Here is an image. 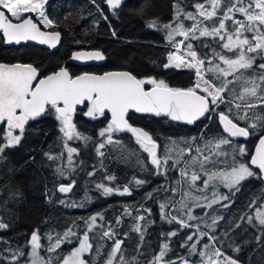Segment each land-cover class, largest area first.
Returning <instances> with one entry per match:
<instances>
[{"label":"trees","instance_id":"1","mask_svg":"<svg viewBox=\"0 0 264 264\" xmlns=\"http://www.w3.org/2000/svg\"><path fill=\"white\" fill-rule=\"evenodd\" d=\"M185 1L191 4L207 0H123L121 7L115 10L109 7L106 0H50L46 14L55 22V26L62 34L60 49L53 52L30 44L7 47L0 33V62L31 64L37 68L40 77L50 75L60 68L67 69L73 77L84 73L128 71L139 79L164 80L170 87L186 89L194 86L195 73L189 70L165 68L164 65L168 62L167 56L172 52L173 45L166 40L161 31L148 27L150 20H156L158 26L174 22L177 2L185 3ZM145 4L147 7L141 13L139 9ZM28 16L32 17L31 14ZM192 24L193 22L189 26ZM183 39L179 37L176 40ZM190 42L199 56H204L207 60L211 59L212 50L200 49L196 40L185 41V43ZM202 42L209 44L211 41L205 39ZM94 49L105 56L103 65L80 67L69 63V59L76 51ZM261 71L264 70L253 67L247 77L244 75V80L257 77L256 82L260 84L258 75ZM236 75L240 76L241 73ZM210 76L211 74H208L207 78ZM215 83L219 85L217 80ZM241 91L240 87L235 88L233 95L226 91L223 94L225 102L217 113L220 111L228 113L231 107L230 115L234 118V122L243 127L246 126L245 121L235 120L237 109L229 103V101L243 103L235 99ZM247 99L259 105L249 110L250 117L257 114L264 115V103H260L256 97ZM243 111L244 109L241 108L240 114H243ZM129 120L135 126L138 124L132 116H129ZM108 122L107 116L97 120L83 118L82 112L77 116L74 121L77 129L91 139L87 143L83 140H74L71 144L67 142L69 147L76 148L79 153L73 154L71 166L68 165L65 141L62 139L63 134L59 131V122L54 114H46L32 121L26 128L20 144L8 150L6 156L0 159V222L7 225L6 228L0 229V264H13L14 260L15 264L27 261L31 234L37 229L41 235V244L44 245L41 249L44 257L57 256L59 261L63 260L78 245V238L87 231L85 221L98 213L103 215V219L98 216L96 227L88 232L93 249L87 258L90 261L91 258L97 259L98 262L92 264H104L115 240L123 242L117 260L119 261L123 256L128 264H132L133 258H136L139 264H148L158 254L163 243H168L170 248L166 260H172L175 264H183L184 260L189 264H201V257L198 254H191L189 247H181L182 243L191 245L198 239L197 229L182 228L175 222L169 223L168 219L161 218V208L157 207V204L161 205V203L157 201L155 195L160 183L155 177L152 180L151 214L141 221L136 220V213L139 207L144 208L143 195L140 197L135 193L132 196L117 198L114 194L105 196L96 188L97 183H104L113 188L118 184L122 187L125 185L130 187L131 183L128 136L117 137L114 133L113 140L121 143H106L101 149L104 155L97 154V146L104 138L96 132L105 128ZM4 132L3 130L0 133ZM173 135L176 137V144L173 147L181 153L166 155L169 183L172 179L178 180L177 170L188 157L187 149L193 147L198 137V133L193 135V139L192 133ZM260 135L261 129L258 128L245 145L247 151L244 156L245 163L250 161ZM171 136V133H167L165 137H154V140L162 141L165 148L171 147ZM239 148V145L234 144L229 168L233 164V156L236 161L238 160L236 156L239 155L237 151ZM45 153L57 157L63 153V156L49 160ZM197 154L194 153L193 157ZM57 168L63 170V176L59 175ZM171 170L175 171L173 175ZM91 172L95 174L89 175ZM108 175L114 176L115 180H106L105 177ZM72 181L74 186L68 195L58 191L59 185H68ZM237 187L238 191L233 189L228 192L229 199L220 205L221 207L211 208L212 211H208L206 215L203 211H194L193 216L206 222L197 227L204 230L207 235L216 237L215 241H210L207 235L199 239L197 252L205 251V244H214L225 255L238 260L239 264H264V235H262L264 226L259 225L253 217L254 212L264 201V181L257 177H249ZM61 200L65 203H60ZM73 202L83 206H70ZM226 204L227 207L224 206ZM169 207L170 205L164 211L170 213V216L180 217L189 225H194V221L187 220L186 212L169 211ZM249 216L253 217L251 223L248 222ZM117 218L120 220L119 224ZM214 218H217L215 224ZM137 225L139 231L135 230ZM69 228L77 233V236L71 237L72 243H63L56 252H47L49 245L47 234L51 233L54 243L55 239L62 237ZM213 228L215 231H212ZM108 230L114 231L113 239L102 236L103 232ZM172 231H177V235L169 237L167 234ZM193 233H197L193 236V240L187 241V235ZM257 237H260L259 241ZM237 247L240 249L239 252L234 251ZM97 248L100 249L98 256L95 254ZM21 251L24 253L23 256L19 255Z\"/></svg>","mask_w":264,"mask_h":264},{"label":"snow or ice","instance_id":"2","mask_svg":"<svg viewBox=\"0 0 264 264\" xmlns=\"http://www.w3.org/2000/svg\"><path fill=\"white\" fill-rule=\"evenodd\" d=\"M47 0H0V33L3 34L7 43H17L21 41L34 40L41 44H47L49 47H55L60 39L59 32H43L39 24L44 27H55V22L45 14L44 5ZM107 4L112 10L121 7L122 0H106ZM211 10L207 9L203 3H197L195 8L196 13L185 12L177 2L176 5V19L173 23L165 24L163 27L167 29V38L170 44L175 47V52L169 53L167 56V63L165 68H187L194 71L196 82L193 87L186 89L170 87L164 80L156 79H139L137 76L128 71L109 72L104 75H89L83 74L73 77L65 68H60L59 71L53 72L44 78L37 79L38 70L31 64H4L0 63V124L6 125V132L0 135V159L6 156V149L15 147L20 144L26 131V125L29 121L38 120L47 115L55 116L59 122V131L63 134L64 147L67 150L68 165L73 164V154H79L76 148L69 147L67 141L83 140L87 143L91 138L84 135L77 129V125L73 122V116L76 113L77 106L83 105L86 111L84 115L95 120L99 117L105 116L106 112L111 114V119L107 126L100 130L99 136L104 138L97 146V154L104 155L101 151L106 143L120 144V141L113 140V134L119 132H129L135 137L136 143L140 145L141 149L146 152L150 158V163L159 173L162 168L168 164V157L163 159L158 157V144L153 140L152 136L145 130L134 127L129 124L126 116L129 110L135 112L154 113L156 116L164 115L174 121H182L187 124H193L195 121L204 117L206 113H211L218 108L221 103L225 102L223 95L228 90V85L233 83L228 80L229 76L235 79H241L243 73L241 70L252 69L255 65L257 68L264 70V63L257 64V59L264 61V0H235L234 3L223 12V15L218 17V25L212 24L211 27L206 25L204 21L212 20L213 17L218 16L217 9L220 7L221 0H208ZM145 4L139 11L144 12ZM6 10V11H5ZM258 10V11H257ZM240 13L246 17L245 21L234 19V13ZM33 13L36 15V20L26 14ZM10 14V15H9ZM183 15L186 20H192L191 26H185L183 21H179V17ZM203 17V20L199 19ZM233 21V29L229 31L226 27L225 21ZM18 21V22H13ZM178 21V22H177ZM148 27H158L156 20L148 21ZM246 33H252L249 38ZM198 34V35H197ZM115 35V33H113ZM182 36L184 39L177 42L175 37ZM200 37H212L219 41V46L228 53L233 55H225L213 49V57L219 63H213L212 60H207L204 56H198L194 50L192 43H185L188 40H196ZM208 47V45H204ZM182 49H186L182 51ZM84 56L77 54L73 59H83ZM88 59H104L100 52H93L87 55ZM241 73L240 76H236ZM208 74L210 77L206 78ZM257 77H252L245 80V83L250 84L251 87H245L236 96L235 99L243 103H233L229 101L236 109L237 113L235 120H243L246 126H239L234 122V118L230 115L231 107L228 113L224 111L219 112V120L223 125V130L228 134V137H244L248 138L254 134L255 130L261 129L258 145L255 148L254 155L251 156L248 163L237 162L233 160L230 171H208L205 169L206 163H215L213 156H226L227 153L221 148L222 145L231 144V140L226 137H219L215 140L207 141L208 153H201L202 160L200 161L201 169L204 170L206 179L202 181L203 187L198 188V191H205L210 186L216 187L213 181L222 183L225 187L232 191L239 190L237 187L240 183L249 177H257L264 179V115L249 116V110L259 106L250 102L248 97H256L260 103H264V90L261 86L264 85V71L258 75L260 84L256 83ZM216 80H221L217 85ZM35 82V83H34ZM151 84L152 89L146 90L145 85ZM243 108V114H240V109ZM210 118V117H209ZM18 130V133L16 132ZM195 139V138H194ZM167 151V150H166ZM200 152V149H197ZM241 156L245 155V149L240 147L238 150ZM49 160H55L60 157L53 156L50 153H45ZM194 160L200 158L194 157ZM258 169L259 173L254 171ZM56 171L63 176L64 172L61 168ZM94 172L89 175H94ZM182 176H188L186 170H181ZM108 181H114L115 177L108 175L105 177ZM136 185H141L145 181L133 178ZM201 177L198 173L193 172L190 177V187H195L197 180ZM74 186V181L68 185H59L58 191L61 193H69ZM96 188L102 192L103 195L108 196L112 194L131 195V190L128 185L113 188L104 183H97ZM173 194L176 190L173 189ZM214 199L209 201L206 205L197 204V207L211 208L213 204L219 203L221 200H228L226 195H220L217 192L212 193ZM192 197V193L185 192L181 200L177 201L179 208L182 210L188 205L185 199ZM85 193V199H87ZM148 198H152V194H148ZM207 199V197H203ZM194 200H199L201 197H192ZM60 203H65L61 200ZM73 207H82V204L73 202ZM168 203H161L162 219H168L169 223L175 222L182 228H188L190 225L182 218L177 216H170V213L164 211L168 207ZM227 207L228 205H224ZM264 207V205H262ZM127 212V209L125 210ZM146 211H149L146 209ZM207 213H205L206 215ZM99 216L103 219L102 214L91 216L85 223L87 224V231L82 237L78 238V247L74 248L67 254L60 264H92L90 260H85L83 257L86 253L90 254L93 245L89 242L88 232L93 231L96 227V220ZM170 217V218H169ZM256 220L259 225L264 226V211L258 210L256 212ZM144 219V217H138ZM197 219L191 214V210L187 215V220L191 221ZM213 219V223H216ZM253 217H248V222H252ZM117 223H120L117 218ZM239 225H237L238 227ZM7 225L0 222V229L6 228ZM139 231V225L136 226ZM212 231H215L213 228ZM197 232L199 230L197 229ZM197 233L187 235V241H192L193 236ZM114 231H104L102 236L108 239L114 238ZM169 237L177 235V231H172L167 234ZM207 233H199V239ZM262 235H264V227H262ZM77 236V233L69 228L62 237L55 239L53 243V236L51 233L47 234L49 245L47 252H56L63 243H72L71 237ZM197 239L191 245L182 243L181 247H189L191 254H198L201 257V264H239V261L225 255L220 249L216 248L214 244H205V251L197 252ZM210 241H215V236H208ZM259 241L260 237L256 238ZM122 241L115 240L111 251L105 264H114L117 254L120 252ZM31 252L28 257V264H52L50 257L45 258L41 255L40 250L44 247L41 244V235L39 230H34L29 241ZM170 251L169 244L163 243L157 255H155L148 264H175L172 260H166ZM234 251L239 252L237 247ZM97 256L100 254V249H96ZM20 256L24 253L21 251ZM15 264V260L13 261ZM118 264H128L123 256L120 257ZM132 264H139L136 258H133ZM183 264H189L184 260Z\"/></svg>","mask_w":264,"mask_h":264},{"label":"flooded vegetation","instance_id":"3","mask_svg":"<svg viewBox=\"0 0 264 264\" xmlns=\"http://www.w3.org/2000/svg\"><path fill=\"white\" fill-rule=\"evenodd\" d=\"M151 87H153L151 84H146L145 85V89L148 90ZM223 103H221L219 105V107L222 105ZM218 108H215L214 111H212L211 113H208L206 115V117L200 121L195 123L194 125H185L183 124L181 121H174L169 117H163V116H140L138 114H131L130 116H132L136 122L138 124H136L135 127L141 128L145 131H147L153 138L154 137H165L167 135V133H171L172 134V138L171 142L173 143V145L176 144V137L173 134H190L192 133V139H193V135L195 133H198V137L194 142V145L191 149H187L186 153L188 155V159L189 157L191 158L192 156H194V153H198L197 155H195V157L200 158L199 159V164L200 161L202 160V156L201 153L203 152L204 154L208 153V147H206L207 141L209 140H215L219 137H226L229 138L231 140V144L229 145H222L221 148L227 153L226 156L221 155V156H213L212 159L213 161H215V163H206L205 164V169H207L208 171H224V170H230L231 167L229 168V163H231V153H232V149L234 144L239 145L240 147H244V145H246L248 142H241L238 140H235L232 137H228V134H226L224 132V130L222 129L220 120H219V112ZM84 111H86V109L84 108V110L79 111L76 115L73 116V122L76 120L77 116L80 115V113H84ZM105 116H107L109 118L108 115L105 114ZM103 116V117H105ZM210 117V118H209ZM83 118H88L87 116H85L83 114ZM101 118V117H99ZM98 118V119H99ZM92 120V119H91ZM97 120V119H95ZM110 121V119H109ZM6 131L5 129H2V131ZM100 132V131H99ZM96 132V133H99ZM86 133V132H85ZM3 133H0V135H2ZM25 135V133H24ZM114 135L121 136H128L125 134H121L116 133ZM129 138V143H130V152H129V161H130V178H131V183H130V190H131V195H119V194H115L114 195L117 198H120L121 196H132L135 193H138V195L141 197L142 195L144 196V208L139 207V209L137 210L138 213H136V216H142V217H147L149 216V214H151V207H152V200H153V188H152V180L153 177H155V180L158 181L160 184L158 186V190L155 192V195L157 196V201L160 203H165L166 201L169 200V198L173 195V189H175L177 191L178 187H179V183L181 182V184L186 187L188 186L190 189L193 190V193L203 197H207V199H203L202 202H200L199 204H204L206 205L207 203H209V201H211L212 199H214L212 193L215 191L220 195H226L229 192V189L227 187H225L222 183H218L215 184L216 187H209L207 190L201 192L198 191V188L203 187L202 185V181L204 180V172L200 171V167L195 168L196 170H194L193 172H196L200 175V177H202L203 180H197L199 182L198 187H190L191 185V181H190V177L192 173L188 172V176H182L181 175V170H185V165L187 160H185V162L183 163V165L177 170V173L179 175V178L177 181H175L174 179L171 180V182L169 183V181L167 180V167L165 166L164 168H162L160 170V172L158 173L156 168L151 165L150 163V158L148 156V154L146 152H144L140 145L136 143L135 138H132L130 136H128ZM155 141V140H154ZM158 144V148H157V155L158 157H160L161 159H163L167 154H177V153H181L180 150H175V147L172 148V151L168 152V146H166V148L162 145V141H155ZM160 143V144H159ZM161 145V146H160ZM18 146V145H17ZM12 147L9 149H6V152L10 149H14L16 148ZM119 149H121L119 147ZM197 149H200L201 151L198 152ZM167 150V151H166ZM172 175L175 173L174 170H171ZM158 176H160V178H158ZM140 179L145 181V183L141 184V185H136L134 182V179ZM187 180V182L185 183V181L183 180ZM198 182H196V184H198ZM180 184V185H181ZM119 187L122 191L123 187L121 185H117L116 188ZM151 193L152 194V198H148V194ZM170 196V197H169ZM169 197V198H168ZM223 201V202H221ZM220 203H215L212 205V209L215 207H221L220 205H222L224 202H227V200H221ZM157 204V203H156ZM157 207L160 208V205L157 204ZM211 208H206V207H197L196 205H193L190 209L186 210V213L189 212V210H191V213H194V211H203L205 213H208V211H212ZM149 210V211H146ZM215 210V209H214ZM199 211V212H200ZM185 213V212H183ZM31 248V246H30Z\"/></svg>","mask_w":264,"mask_h":264},{"label":"rangeland","instance_id":"4","mask_svg":"<svg viewBox=\"0 0 264 264\" xmlns=\"http://www.w3.org/2000/svg\"><path fill=\"white\" fill-rule=\"evenodd\" d=\"M49 1L50 0H47V2H46V4L44 5V12H45V14H46V9H47V6H48V3H49ZM235 2V0H221V4H220V7L217 9V12H218V16L217 17H213L212 18V20H208L209 22L207 23V22H205L204 21V23L206 24V25H208L209 27H211L212 26V24H217L218 25V17L219 16H221V15H223V14H221L220 12H224L229 6H230V4H232V3H234ZM197 3H203L204 5H205V7L207 8V9H209V10H211V6H210V4L208 3V0L207 1H204V2H195V3H188L187 1H185V3H179V5H180V7L185 11V12H191V13H196L197 12V9L195 8V5L197 4ZM245 3H247V0H245ZM6 11V10H5ZM258 11V10H257ZM28 14H31L32 15V18L34 19V20H36V15L35 14H33V13H28ZM28 14H26V15H28ZM10 15V14H9ZM47 15V14H46ZM234 15V19H236V20H240V21H245L246 22V17L245 16H243V15H241L240 13H234L233 14ZM245 17V18H244ZM203 17H199V19H202ZM175 19H176V8H175ZM179 21H183V23L185 24V26L187 27V26H189V24L191 23V22H193L192 20H186L185 19V17L183 16V15H181L180 17H179ZM227 21H232V20H227ZM227 21H225V23H226V27L228 28V30L229 31H232V29H233V21L231 22V23H228ZM178 22V21H177ZM172 23V25H173V27H175L176 26V24L175 23H173V21L171 22ZM165 24H170V23H163L161 26H158V27H156V28H151V29H153V30H157V31H161V33L164 35V37L166 38V40L168 41V38H167V35H166V33H167V29H165L163 26L165 25ZM41 26H42V28H44L45 30H47V31H54V30H58V28L55 26V27H51V28H48V27H44V25L43 24H40ZM198 35V34H197ZM246 35H248L249 36V38H251V36H252V33H246ZM179 37H182V36H176L175 37V39H177V38H179ZM205 39H209L211 42H209V44H206V43H203L202 41L203 40H205ZM177 41V40H176ZM179 41H182V40H179ZM179 41H177V42H179ZM196 41H198V43H199V46L201 47L200 49H203V50H205L206 48H209V50H212L213 51V49H215L217 52H221L222 54H225V55H229V56H231V55H233L232 53H228V52H226L225 50H223L220 46H219V41H218V39L217 40H214L212 37H200L199 39H196ZM191 43V42H190ZM204 45H208V47H205ZM184 50H186V49H182V51H184ZM172 52H175V47L173 46V50H172ZM171 52V53H172ZM198 53V52H197ZM213 53V52H212ZM198 56H199V54H198ZM209 60H212L213 61V63H219V61L218 60H216L214 57H213V54H212V56H211V59H209ZM258 61H260L259 63H264V61H261V60H259V59H257V61H256V63L257 64H259L258 63ZM253 67H256L255 65L253 66ZM167 69H171V68H167ZM172 69H177V68H172ZM181 69H183V70H189V71H193V70H191V69H187V68H180V69H178V70H181ZM250 71H251V69H248V70H241V72L243 73V77L241 78V79H235L233 76H229L228 78H230V77H232V78H230V80H232L233 81V83H231V84H229L228 85V90L227 91H229L230 93H232V95L233 94H235V88L236 87H240V89L242 90L243 88H245V87H251V85L250 84H247V83H245V80H244V75H246V77H247V75L250 73ZM194 72V71H193ZM238 74V73H237ZM236 76H239V75H236ZM206 78H207V76H206ZM229 80V79H228ZM218 81V83L220 84L221 83V80H217ZM195 82H196V76H195ZM257 84H259L258 82H256ZM193 87V86H192ZM261 90H264V86L262 85L261 86ZM6 132V131H5ZM68 142V144H71V143H73L74 142V140H70V141H67ZM172 146L171 147H169L168 148V152H169V149H170V151H172V148H174L173 147V143L171 144ZM120 148H121V146H119ZM244 149H245V152H246V154H247V151H246V146L244 145V147H243ZM189 152L190 151H188V154L187 155H189ZM170 153V152H169ZM245 154V155H246ZM245 155H243V156H241L240 154L239 155H237L236 157H237V161L238 162H244V156ZM194 157L192 156L191 158L189 157V159L188 158H186V160H187V162H186V165H185V170L186 171H190L189 173H193V171L194 170H196L195 168H197V167H200L199 169H200V171H202V172H204V170H202L201 169V166H200V164L198 163L199 162V160H194L193 159ZM233 159H235V156H233ZM230 171V170H229ZM204 174V173H203ZM204 179H206L207 177H206V175L204 174ZM200 180H203L202 179V177H201V179ZM183 181H185V183L187 182V180H183ZM196 182H198V181H196ZM219 182H217V181H213V184H218ZM181 184V182L179 183V187H178V189H177V191L175 192V194H173L170 198H169V200L168 201H166L165 203H168V205H170V207H169V211H178V212H186V210H188V209H190L193 205H197V204H199L200 202H202V200L204 199V198H202L201 196H198V195H196V194H194L193 193V190L192 189H190L188 186H184V184L182 185H180ZM198 185H199V182H198V184H196L195 183V187H198ZM191 192L192 193V197H201V199H199V200H194V199H192V197H188V198H186L185 199V202L187 203V205H188V207L187 208H184V209H180L179 208V204L177 203V201H179V200H181V198L183 197V194L185 193V192ZM221 202H223V201H221ZM220 203V202H219ZM262 205H264V201L261 203V207H258V209L254 212V218L256 217V212L258 211V210H260V211H264V207H262ZM189 212H187V214H188ZM192 215H193V213H191ZM138 217H140V216H138ZM138 217L136 218V220L137 221H141V219H138ZM256 219V218H255ZM191 221H194V225H190V228H192V229H198L199 230V233H205V231L204 230H202L201 228H198L197 227V225H200V224H202V225H204V224H206V222L205 221H201L200 220V218H198L197 217V219H194V220H191ZM207 236H210L209 234L207 235ZM198 239H199V236H198ZM89 242L91 243V241H90V237H89ZM76 247H78V245L76 246ZM75 247V248H76ZM30 252H31V248H30ZM40 252H41V255L42 256H44L43 254H42V251L40 250ZM91 255V253L90 254H88V253H86L85 255H84V259L85 260H88V256H90ZM28 257H29V254H28ZM49 257L52 259V264H60V261L58 260V258H56L57 256H50L49 255ZM96 258V257H95ZM57 259V260H56ZM62 261V260H61ZM91 262H93V263H95V262H97V259L95 260L94 258H91ZM106 262V261H105ZM105 262H104V264H105ZM118 260H117V258H116V260L114 261V264H118ZM98 263V262H97ZM20 264H28V260L27 261H23V262H21Z\"/></svg>","mask_w":264,"mask_h":264},{"label":"water","instance_id":"5","mask_svg":"<svg viewBox=\"0 0 264 264\" xmlns=\"http://www.w3.org/2000/svg\"><path fill=\"white\" fill-rule=\"evenodd\" d=\"M122 2H123V0H122ZM13 22H18V21H13ZM39 27L41 28V31H43V32H53V31H47V30H45L44 28H42V26L39 24ZM55 32H59V34H60V39H59V41L57 42V44H56V46L53 48V47H49V45H47V44H41V43H39L38 41H34V40H28V41H21L19 44H17V43H15V42H13V43H7L6 42V40H5V38L3 37V34L1 33V35H2V37H3V39H4V42H5V46H7V47H16V46H20V45H27V44H30V45H35V46H38V47H41V48H43V49H46V50H49V51H58L59 49H60V47H61V45H62V40H63V38H62V34H61V32L60 31H58V30H54ZM100 52L99 50H79V51H76L75 53H73L72 54V56H71V58L69 59V63H71V64H74V65H76V66H80V67H89V66H101V65H103L104 64V62H105V56L103 55V53L102 52H100L103 56H104V59H102V60H98V59H88L87 58V55L88 54H90V53H93V52ZM77 54H80V55H82V56H84L85 58H83V59H73V57L75 56V55H77ZM1 63V62H0ZM4 64H7V63H4ZM16 64V63H15ZM21 64V63H20ZM9 65H11V64H9ZM67 70V69H66ZM59 71V70H58ZM68 71V70H67ZM69 72V71H68ZM110 72H120V71H110ZM106 73H109V72H106ZM106 73H103V74H95V73H84V74H89V75H97V76H100V75H104V74H106ZM70 74V73H69ZM71 75V74H70ZM81 75H83V74H81ZM46 77V76H45ZM41 78H44V77H40V75H39V73H38V76H37V79H41ZM35 83V82H34ZM145 87V86H144ZM152 89V87L150 88V89H148L149 91ZM82 110H84V106L83 105H78L77 106V110H76V113L74 114V115H76L79 111H82ZM131 114H138V115H140V116H155V114L154 113H143V112H140V113H138V112H135V110H129V112H128V114H127V116H126V119H128V122H129V124H131L132 126H134L131 122H130V120H129V116L131 115ZM208 113H206L205 114V116L204 117H201L200 119H198L197 121H195L193 124H187V123H185V122H182L183 124H185V125H194L195 123H197V122H200V121H202L205 117H206V115H207ZM106 115H108L109 116V119H111V114L110 113H107L106 112ZM160 116H163V117H166V116H164V115H160ZM32 121H29V123H28V125L31 123ZM221 123V122H220ZM28 125H26V128L28 127ZM221 126H222V129H223V125L221 124ZM135 127V126H134ZM2 129H5L6 130V125L5 124H0V132L2 131ZM16 132L18 133V130H16ZM121 134H125V135H128V136H130V137H132V138H135V137H133L132 136V134L131 133H129V132H120ZM227 134V133H226ZM250 137H251V135L248 137V138H244V137H232V138H234L235 140H238V141H241V142H248L249 140H250ZM257 145H258V143H257ZM256 145V146H257ZM256 148V147H255ZM254 153H255V149H254V151H253V153L251 154V156L252 155H254ZM251 158V157H250ZM258 173H259V170L258 169H255ZM263 181H264V179H263ZM63 185H67V184H63ZM70 193V192H69ZM69 193H62V194H64V195H68Z\"/></svg>","mask_w":264,"mask_h":264}]
</instances>
